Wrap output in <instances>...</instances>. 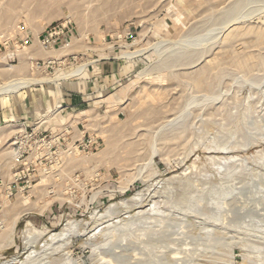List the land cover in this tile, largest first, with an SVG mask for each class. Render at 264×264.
<instances>
[{
	"label": "rangeland",
	"instance_id": "rangeland-1",
	"mask_svg": "<svg viewBox=\"0 0 264 264\" xmlns=\"http://www.w3.org/2000/svg\"><path fill=\"white\" fill-rule=\"evenodd\" d=\"M65 22L73 37L43 47ZM261 31L264 0H0V87L45 80L0 94V264H99L107 251L121 264H264ZM70 82L89 89L64 107ZM154 203L171 229L141 237ZM73 222L67 242H50ZM114 226L126 240L112 247Z\"/></svg>",
	"mask_w": 264,
	"mask_h": 264
},
{
	"label": "bare ground",
	"instance_id": "bare-ground-1",
	"mask_svg": "<svg viewBox=\"0 0 264 264\" xmlns=\"http://www.w3.org/2000/svg\"><path fill=\"white\" fill-rule=\"evenodd\" d=\"M60 12V11H59ZM233 25H235V24H232V26ZM232 26H229L228 28H227V30L226 31H224V33H223V37H224V39H222V40H226L227 38L229 39V37L232 35V34H234L233 33V30H236L235 28H237V26L235 27H232ZM232 27V28H231ZM231 28V29H230ZM240 27H238V29H239ZM239 31H241V30H239ZM249 31V30H248ZM248 31H247V33H248ZM235 32V31H234ZM244 34H246V32H243ZM240 35L242 34V33H239ZM243 34V35H244ZM235 35V34H234ZM243 35H241V36H243ZM222 37V38H223ZM233 37H231V39H232ZM263 38H264V33L261 31V32H259V33H257V37H256V41H258L257 43H262L263 42ZM260 43V44H261ZM67 46V45H66ZM44 47V46H43ZM53 52H55V51H53ZM34 54H36L37 56H41V57H45V58H48V56L49 55H53V54H50V51H47V52H42V53H40V52H38L37 53V51L34 53ZM124 55H129V54H124ZM49 57H52V56H49ZM207 63V62H206ZM209 63V62H208ZM84 72H85V69H84V66H81V67H78L77 69H75V70H73V71H71V72H68V73H65V74H63V75H61V76H59L56 80H67V79H70L71 77H74V76H83L84 75ZM203 75L202 74H195V76L193 75V77H192V81H193V84L195 85V86H197V87H200V86H202V84H203ZM45 81V80H44ZM44 81H42L41 79H38V78H34V77H31V78H20V79H17V80H14V81H12L11 83H9V84H7V85H4V86H2V87H0V94H11V93H16V92H18L19 90H21V89H24V88H26V87H29V86H31V85H33V84H39V83H41V82H44ZM57 114V112L55 111V112H52L50 115L51 116H55ZM7 127V126H6ZM8 128L10 129V131H12V129H14L15 127H13V125H8ZM6 129V128H5ZM8 130V129H7ZM4 131V130H3ZM2 131V132H3ZM1 132V131H0ZM1 132V133H2ZM6 134V133H5ZM0 137H2V135H0ZM13 156H15L14 154H13ZM235 158L234 157H229V158H220V159H218V161L216 162V164H218V165H222L223 163H227V162H230L231 160H234ZM188 168V167H187ZM144 195V194H143ZM143 195H140V194H138V195H136L135 197H133L132 199H131V203H132V205L133 206H138L140 203L142 204V200H143ZM120 205L121 206H126V205H129V203L128 202H126V201H121L120 202ZM154 205V207L151 209V214H149V213H146V212H142V211H140L139 212V214H138V218H139V220H138V222L140 223V227H141V224L143 225L142 226V228H140V230H142V233H141V231L139 232V233H141V237H144V236H146L147 234H149V233H153L155 236H152V237H154V238H156V237H159V236H157V235H159V233H163V231L166 229V228H170V225L169 224H167V222H165V221H160V222H157V221H155L156 219H157V213H160L158 210H157V206H156V203H154L153 204ZM157 208H156V207ZM118 207V204H116V205H112V206H109V207H107V209L105 210V213L103 214V215H101V217L99 218L100 220H102V219H104V218H111L112 217V215H114L115 214V211H116V208ZM126 207H128V206H126ZM108 220V219H107ZM15 221H16V218L15 219H13L12 220V223H13V225L15 224ZM109 221V220H108ZM107 221V222H108ZM146 221H150V222H146ZM152 221V222H151ZM154 221V222H153ZM206 221V220H205ZM133 223L134 222H128V224H127V228H126V231L128 230V229H130L131 228V226H134L133 225ZM135 224V223H134ZM13 225H12V227H13ZM137 225H139V224H137ZM137 225H135V226H137ZM76 226V223L75 222H73V223H71L70 224V226H69V228H67V229H63L60 233H58V234H52V235H50V237H49V239H50V242H55V243H62V244H64V242H67L68 241V239H69V237H70V234L72 233V230L74 229V227ZM101 226V225H100ZM110 226V225H109ZM118 226V225H117ZM126 226V225H125ZM176 226V225H175ZM179 226V227H178ZM175 229L176 230H174V231H171V232H169L168 234H170V235H172V236H174V237H177L178 235H180V233H181V231L182 230H184L188 225L187 224H185L184 222H182V223H180L179 225H178ZM204 226V225H203ZM120 227V226H119ZM136 228V227H135ZM110 229V228H109ZM109 229H106V230H109ZM171 229V228H170ZM204 229H206L205 227H204ZM121 230H123V228L121 229ZM121 230L119 231L118 230V228L117 227H111V229H110V231H111V233H110V235L108 236V237H105L106 239L105 240H103L104 242V244L105 245H107V244H110V246H114V245H116V242L118 241V243L119 244H121V241H125L126 240V237L125 236H121L120 234L121 233H119V235H120V238L119 237H117V232H121ZM131 230V232H132V228L130 229ZM139 230V229H138ZM30 231H31V229H27L25 232L27 233V234H29L30 233ZM103 231V230H102ZM105 231V230H104ZM109 232V231H108ZM128 232V231H127ZM166 232V230L164 231V233ZM117 233V234H116ZM122 233H125V231L123 232L122 231ZM162 234V236H161V234H160V236L161 237H163V235H166L167 233H165V234ZM206 233V232H205ZM209 233V232H208ZM137 235H138V233H136ZM182 234V233H181ZM125 235V234H124ZM107 236V235H106ZM130 236V235H129ZM132 236V235H131ZM138 236H140V234L138 235ZM207 236V235H206ZM188 237V236H187ZM135 238H139V240H140V237H135ZM183 238V237H182ZM128 239V238H127ZM165 239V238H164ZM136 240V239H135ZM151 240V239H150ZM154 240V239H153ZM128 241V240H127ZM137 241V240H136ZM170 242V244H172V245H174V244H176V240H174V239H172V240H170L169 241ZM118 244V245H119ZM186 246L188 245V243H186L185 244ZM112 246V247H113ZM172 247V246H171ZM168 248V249H166L165 250V253L167 252V253H169L170 255H171V257H172V259H176L177 260V257L179 258L182 254H181V252L180 251H178V249L176 248L175 250H173L172 248ZM163 248H165L164 246H163ZM174 248V247H173ZM150 249H152V246H150L149 247V251H150ZM172 249V250H171ZM108 250H112V249H108ZM183 253V252H182ZM162 254H164V253H162ZM184 254V253H183ZM186 254V253H185ZM114 256H116V254H113V253H111L110 251H107V252H104L103 253V255H101L100 257H99V259H98V261H99V264H121V263H123V259H122V257H114ZM164 256V255H163ZM183 257H186V256H183ZM191 257H193L192 255H191ZM189 258V257H188ZM191 259V258H190ZM193 259V258H192ZM6 264V263H5ZM7 264H9V263H7Z\"/></svg>",
	"mask_w": 264,
	"mask_h": 264
},
{
	"label": "built area",
	"instance_id": "built-area-1",
	"mask_svg": "<svg viewBox=\"0 0 264 264\" xmlns=\"http://www.w3.org/2000/svg\"><path fill=\"white\" fill-rule=\"evenodd\" d=\"M73 37V31L70 28L69 22L56 23L50 25L38 37V41L42 46L47 48H60Z\"/></svg>",
	"mask_w": 264,
	"mask_h": 264
},
{
	"label": "crops",
	"instance_id": "crops-1",
	"mask_svg": "<svg viewBox=\"0 0 264 264\" xmlns=\"http://www.w3.org/2000/svg\"><path fill=\"white\" fill-rule=\"evenodd\" d=\"M114 65L112 64H109L108 67H106L107 69H114L113 67ZM67 87L64 88L65 91L63 92V100L61 101L62 105L64 107H69L71 105H75L79 102H81L83 100V97L85 95V93L87 92V90L89 89V83L88 82H76V83H73V82H70V83H67ZM61 106V105H60ZM14 115L12 112L10 113H7V116L9 119H11V116ZM17 116V115H15ZM18 119L20 120H27L28 118H24L22 116H18ZM35 118L33 117L32 120H34Z\"/></svg>",
	"mask_w": 264,
	"mask_h": 264
}]
</instances>
